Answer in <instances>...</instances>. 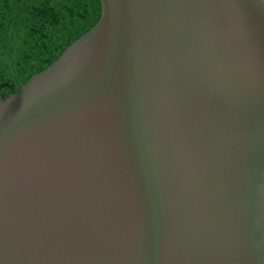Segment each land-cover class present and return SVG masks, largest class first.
<instances>
[{
	"label": "water",
	"instance_id": "water-1",
	"mask_svg": "<svg viewBox=\"0 0 264 264\" xmlns=\"http://www.w3.org/2000/svg\"><path fill=\"white\" fill-rule=\"evenodd\" d=\"M0 97V264H264V0H100Z\"/></svg>",
	"mask_w": 264,
	"mask_h": 264
},
{
	"label": "trees",
	"instance_id": "trees-1",
	"mask_svg": "<svg viewBox=\"0 0 264 264\" xmlns=\"http://www.w3.org/2000/svg\"><path fill=\"white\" fill-rule=\"evenodd\" d=\"M100 9V0H0V97L55 60Z\"/></svg>",
	"mask_w": 264,
	"mask_h": 264
}]
</instances>
